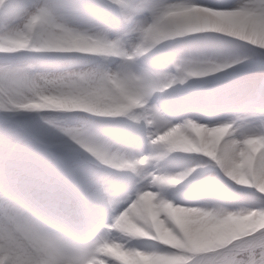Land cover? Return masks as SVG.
Returning a JSON list of instances; mask_svg holds the SVG:
<instances>
[{
  "label": "snow or ice",
  "instance_id": "snow-or-ice-1",
  "mask_svg": "<svg viewBox=\"0 0 264 264\" xmlns=\"http://www.w3.org/2000/svg\"><path fill=\"white\" fill-rule=\"evenodd\" d=\"M0 264H264V0H0Z\"/></svg>",
  "mask_w": 264,
  "mask_h": 264
}]
</instances>
